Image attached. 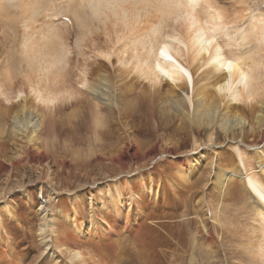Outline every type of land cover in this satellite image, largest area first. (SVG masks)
Listing matches in <instances>:
<instances>
[{
	"label": "rangeland",
	"instance_id": "obj_1",
	"mask_svg": "<svg viewBox=\"0 0 264 264\" xmlns=\"http://www.w3.org/2000/svg\"><path fill=\"white\" fill-rule=\"evenodd\" d=\"M98 1L94 5L92 0H0V71L9 72L16 83L15 90L29 93L26 77L34 78L39 75L36 71L49 63L50 57L47 54L50 51L64 49L68 52L69 60L63 72L67 84H72L70 87L78 93L75 96L88 98L84 107H71L63 115L68 118L72 116L75 124L77 117L85 111L88 118L91 117L88 125L90 128L78 132V135L76 133V136H61L58 131L41 134L43 145L46 147L48 142L51 145L49 149L52 148L57 153L56 157L68 153L69 159L73 161L77 155L72 151L78 147L83 148L82 154L79 153L77 158L84 159L87 163L90 162L88 148L91 144L94 150L96 147L100 149L99 144L105 147L104 151L101 149L102 154L104 153L102 159L90 164L88 168L63 170L54 165L50 185L38 181V166L11 173L12 185L22 183L25 191H17L8 197L13 207L16 228L2 210L3 204H0V214L5 219V229L9 234L0 231V264H70L64 256H60L54 225L50 222L46 227L39 221L42 192L45 200L51 189L58 193L51 195L54 199L48 203L52 204V220L56 221L60 231L64 233L62 235L70 242L77 237L76 226L80 224L84 237L76 243L77 247L90 250L100 263L264 264V252L261 253L246 234L250 220L247 219L248 211L243 209V204L249 202L251 206L257 207L255 198L247 187L228 186L219 189V184L215 186L203 178L202 166L184 184L180 177H174V169L169 163L171 158L154 159L157 147L159 150L163 149L156 146L158 137L173 129L172 125L165 128L160 124L157 114L159 101L150 106L148 102L143 105L140 100L134 101L137 108L143 109L142 117L151 114L147 109L153 113L148 117L150 121L144 120L141 123V116L132 120L118 111L108 116L107 110L89 96L87 90L80 88L81 71L94 67H86L85 63L91 64L103 52L113 54L114 57L123 44L118 42V38L127 34L126 26L130 24V20L134 21L129 28L135 29L139 34L147 33L152 26L165 19L167 31L172 26L180 30L182 28L180 22L175 23L161 15L158 0H117L115 4H110L108 0L109 6L115 5L114 7H109L108 3L106 5L104 0L102 5L101 0L100 3ZM90 2L99 7V10L90 5ZM209 5L226 12L230 20L238 18L245 21L252 13L264 15V0H200L198 9L208 8ZM113 11L122 17L128 12L136 16L133 19H123ZM64 19H69L70 23L64 22ZM124 20L126 24L122 22ZM105 71L103 70L104 73L112 74L111 76L117 73L113 66ZM134 84L138 90L147 88L136 82ZM167 90L169 88L165 86L164 92ZM136 93L139 92L136 90ZM0 106L5 107V104L1 103ZM37 106L35 104L33 108L36 109ZM95 107L102 109L101 115L98 113L97 116L103 117L104 127L110 133L109 138L99 134L103 128L96 130L97 119L93 124ZM60 125L64 124L61 122ZM127 127L131 128L129 133L133 149H121L127 141ZM99 136L100 143H93ZM81 138L84 142L78 145L77 141ZM110 144L112 145L109 146ZM191 144V138L180 135L170 146L176 148L177 152L192 150ZM119 151L123 154L122 162L112 161L111 153L117 155ZM142 155L148 156L144 164L137 160V156ZM228 156L237 162L232 152H228ZM250 163L254 171L262 175L257 160L250 157ZM128 179L131 180L130 184ZM2 180L3 177H0V184ZM113 180L118 181V184H112ZM117 193L123 207L116 202ZM22 194L26 199L22 198ZM231 194L233 198L229 197ZM128 202L132 203L131 207H128ZM115 206L120 209L118 214L114 210ZM92 214L95 218L91 217ZM127 215L130 221L126 224ZM255 222H258V218ZM94 223L99 225L100 234H97L96 228H92ZM115 223H120L121 226L111 234L110 229L114 228ZM224 224L229 229L226 234L222 232ZM40 228L50 231L48 238L39 237ZM2 239H6L5 243ZM51 246L58 253L52 255ZM250 248L257 260L253 254L251 259L246 255L252 250Z\"/></svg>",
	"mask_w": 264,
	"mask_h": 264
},
{
	"label": "bare ground",
	"instance_id": "obj_2",
	"mask_svg": "<svg viewBox=\"0 0 264 264\" xmlns=\"http://www.w3.org/2000/svg\"><path fill=\"white\" fill-rule=\"evenodd\" d=\"M106 1L104 0V3L107 5L108 0ZM109 1L110 4H115L117 0ZM93 2H90V5H93ZM98 2L100 3V0ZM199 2L200 0H158L161 15L175 23L180 22L181 30L172 26L167 31L165 19L152 26L147 33L139 34L135 29L129 28L134 20H130V24L128 20L127 30L125 29L127 34L118 38V42L123 43L118 48L119 51L115 52L114 57L113 54H104L102 51L97 60L91 64L85 63L86 67H94L90 70L84 67L86 69L81 71L80 88L87 90V94L107 110L108 116L118 111L132 120L141 116V123L144 120L150 121L148 117L153 113L147 109L151 114L142 117L144 111L137 108L134 101L140 100L143 105L148 102L149 106L159 101L157 114L161 120L160 124L165 128L172 125L173 129L158 137L156 146L159 145L163 149L159 150L157 147L154 159L171 158L169 163L174 169V177H180L181 179H177L184 184L197 173L199 166H202L203 178L215 186L219 184V189L228 186L247 187L255 198L257 207L251 206L249 202L243 204V209L248 211L247 219L250 220L246 234L252 244L263 253L264 15L257 16L252 13L245 21L238 18L230 20L226 12L210 5L208 8L198 9ZM95 8L99 10V7ZM135 16L128 12L124 17L133 19ZM118 42L116 40V43ZM67 54L64 49L47 54L50 57L49 63L36 71L39 75L34 78L26 77L25 83L29 93L15 90L16 83L9 72L0 71V105L5 104V107L0 106V177H3L0 184V204H3L2 210L13 224V207L8 197L17 191H25V185L22 183L16 182V185H12L11 173L14 170L38 166V181L50 185L54 165L63 170L88 168L90 164L101 160L104 154L101 152V149L105 148L103 144H99L100 149L96 147L95 150L91 148V144L88 148L89 163L77 158L83 151V148L79 147L72 151L77 155L73 161L69 159L68 153L56 157L57 153H54L52 148L49 149L51 145L47 142L45 147L41 140V134L45 133L53 134L58 131L61 136H76V133L78 135L90 128L88 125L91 117L88 118L85 111L77 117L75 124L72 122V116L68 118L63 115V112L71 107L82 108L88 103L87 97L75 96L78 93L70 87L72 84H67L63 75L69 64ZM228 64L232 65L231 71L227 70ZM109 66H113L117 71L113 76L104 73ZM135 82L147 88L138 90L134 87ZM165 86L169 88L166 92ZM136 90L139 93H136ZM35 104L38 105L36 109L33 108ZM94 110L93 124L97 119L96 130L103 128V131H98L99 134L109 138L110 133L104 127L103 117H98V113L101 115L102 112L101 107H95ZM61 122L64 125H60ZM130 129H126L127 141L121 149L134 148ZM180 135L192 139V150L176 152V148L170 146ZM98 139L100 140V136L95 138L93 143L97 144ZM80 142L84 140L78 139L77 144L80 145ZM120 152H116L117 155L111 153L110 159L121 163L123 154ZM228 152H232L237 162L228 156ZM137 157L143 164L148 158L143 155ZM250 157L257 160L262 175L254 171ZM128 182L130 184L131 180L128 179ZM112 184L116 185L118 181L113 180ZM56 194L58 193L51 189L47 194L48 198L43 200L42 192L43 198L40 200L38 212L42 224L47 227V223L51 222L52 226L54 225L60 256H64L70 264H105L100 263L90 250L77 247L79 239L84 237L80 224L76 226L78 230L75 241L70 242L62 235L64 233L60 231L59 225L52 220V204L48 205L54 199L50 196ZM229 197L233 198L232 194ZM22 198L26 199V196L22 194ZM111 198L113 199V196ZM115 199L123 207L118 193ZM76 202L80 203L78 200ZM128 205L131 207L132 203ZM114 210L117 214L120 212L119 207L115 206ZM91 217L95 218V215L92 214ZM257 218L258 222H255ZM4 220L0 214V231L9 235ZM126 220L127 224L130 221L128 215ZM98 226L92 224V228H96L97 234H100ZM120 226V223H115L114 228L110 229L111 234ZM13 227L16 228V225ZM222 227V232L228 233L229 229L225 228V224ZM49 233L50 231L40 228L39 237L48 238ZM5 241L6 239H2V242ZM50 251L52 255L58 253L53 246ZM250 252L246 253L250 256L249 259L253 249ZM254 259L257 260L255 255Z\"/></svg>",
	"mask_w": 264,
	"mask_h": 264
},
{
	"label": "snow or ice",
	"instance_id": "obj_3",
	"mask_svg": "<svg viewBox=\"0 0 264 264\" xmlns=\"http://www.w3.org/2000/svg\"><path fill=\"white\" fill-rule=\"evenodd\" d=\"M227 70H228V71H231V70H232V65H231V64H228V65H227Z\"/></svg>",
	"mask_w": 264,
	"mask_h": 264
}]
</instances>
